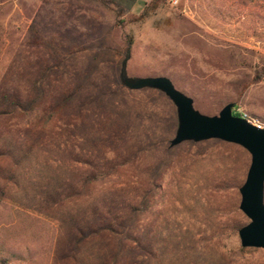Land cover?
Listing matches in <instances>:
<instances>
[{
    "label": "rangeland",
    "instance_id": "374dc122",
    "mask_svg": "<svg viewBox=\"0 0 264 264\" xmlns=\"http://www.w3.org/2000/svg\"><path fill=\"white\" fill-rule=\"evenodd\" d=\"M127 53L128 78L264 124V0H0V264H264L239 250L249 154L170 147Z\"/></svg>",
    "mask_w": 264,
    "mask_h": 264
},
{
    "label": "water",
    "instance_id": "95a60500",
    "mask_svg": "<svg viewBox=\"0 0 264 264\" xmlns=\"http://www.w3.org/2000/svg\"><path fill=\"white\" fill-rule=\"evenodd\" d=\"M124 86L133 91L156 90L174 105L177 128L169 142L170 147L183 142L219 140L237 145L250 156L245 180L238 188L239 211L248 222L237 231L240 246L264 250V130L231 114L232 103L225 105L217 115H204L193 106V100L178 91L164 76L128 78L121 76Z\"/></svg>",
    "mask_w": 264,
    "mask_h": 264
},
{
    "label": "built area",
    "instance_id": "2783aa9c",
    "mask_svg": "<svg viewBox=\"0 0 264 264\" xmlns=\"http://www.w3.org/2000/svg\"><path fill=\"white\" fill-rule=\"evenodd\" d=\"M231 114L235 117L244 119L247 123L255 126L258 129L264 130V124L257 118L246 113L239 105H233V107L231 108Z\"/></svg>",
    "mask_w": 264,
    "mask_h": 264
},
{
    "label": "trees",
    "instance_id": "16d2710c",
    "mask_svg": "<svg viewBox=\"0 0 264 264\" xmlns=\"http://www.w3.org/2000/svg\"><path fill=\"white\" fill-rule=\"evenodd\" d=\"M127 59H128V53L126 54L125 58L122 60V62L120 64V69H119V75H120V77L125 73ZM8 99L9 98L6 97V101H10ZM240 215H241V217L243 219H246L245 216L242 213ZM239 250L240 251H249V250H253V249L252 248H242V247H240Z\"/></svg>",
    "mask_w": 264,
    "mask_h": 264
}]
</instances>
